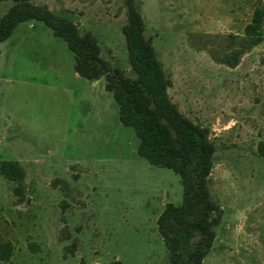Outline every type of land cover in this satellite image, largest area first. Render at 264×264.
Listing matches in <instances>:
<instances>
[{
	"label": "rangeland",
	"instance_id": "rangeland-1",
	"mask_svg": "<svg viewBox=\"0 0 264 264\" xmlns=\"http://www.w3.org/2000/svg\"><path fill=\"white\" fill-rule=\"evenodd\" d=\"M125 1L32 0L92 34L101 58L133 77ZM134 1L171 102L216 148L208 187L221 217L202 264H264V22L236 67L218 62L264 0ZM10 6L0 2V19ZM73 64L41 22L0 43V163L25 173L20 185L0 174V241L14 247L4 264H163L157 219L182 202L180 177L137 154L104 78L81 79Z\"/></svg>",
	"mask_w": 264,
	"mask_h": 264
},
{
	"label": "trees",
	"instance_id": "trees-1",
	"mask_svg": "<svg viewBox=\"0 0 264 264\" xmlns=\"http://www.w3.org/2000/svg\"><path fill=\"white\" fill-rule=\"evenodd\" d=\"M3 1H11V6L0 19V43L20 23H43L54 37L65 41L73 54V69L78 77L88 82L104 78V89L112 95L118 109V121L132 128L138 139L137 154L150 165L169 169L180 177L182 202L167 204L157 219L158 232L167 251L163 264H202L213 246L221 217L208 187L216 148L208 129L194 124L171 102L169 82L151 40L145 37L144 22L135 1H125L127 19L122 28L133 77L103 60L97 39L90 33L80 34L71 21L32 0H0ZM263 22L264 10L256 7L238 48L218 62L236 67L244 53L262 42ZM259 150L264 156L263 144ZM0 174L18 185L25 177L22 166L14 161H2ZM14 192L20 195V187ZM13 252L12 243L0 241V264L8 263Z\"/></svg>",
	"mask_w": 264,
	"mask_h": 264
},
{
	"label": "crops",
	"instance_id": "crops-1",
	"mask_svg": "<svg viewBox=\"0 0 264 264\" xmlns=\"http://www.w3.org/2000/svg\"><path fill=\"white\" fill-rule=\"evenodd\" d=\"M76 74V73H75ZM77 75V74H76Z\"/></svg>",
	"mask_w": 264,
	"mask_h": 264
}]
</instances>
